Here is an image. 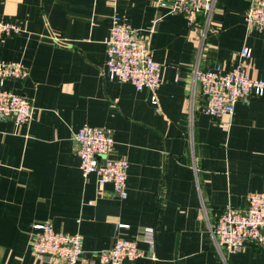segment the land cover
Returning <instances> with one entry per match:
<instances>
[{"label":"crops","instance_id":"0c3cea01","mask_svg":"<svg viewBox=\"0 0 264 264\" xmlns=\"http://www.w3.org/2000/svg\"><path fill=\"white\" fill-rule=\"evenodd\" d=\"M162 1L0 0V19L25 29L0 41V61L29 70L5 87L34 105L27 125L0 119V264H67L34 250V225L44 221L81 234L78 264H102L101 251L120 237L137 238L145 252L122 264H264L258 244L222 254L211 234L226 208L246 210L248 195L264 192V95L212 117L194 87L196 66L241 61L264 79V29L247 25L251 0H217L195 24ZM114 15L162 65L158 89L107 76ZM244 47L251 56H240ZM84 124L112 130L111 156L129 161L126 198L96 174L83 177L74 133ZM147 226L156 229V259L143 240Z\"/></svg>","mask_w":264,"mask_h":264},{"label":"built area","instance_id":"2783aa9c","mask_svg":"<svg viewBox=\"0 0 264 264\" xmlns=\"http://www.w3.org/2000/svg\"><path fill=\"white\" fill-rule=\"evenodd\" d=\"M217 0H166L161 5L182 12L190 24H195L200 14L210 17ZM247 25L264 29V0H251L245 15ZM23 27L0 19V41L5 37L20 34ZM107 45V76L118 82H130L138 90L145 87L153 90L163 84L162 65L151 53L148 42L138 37L136 30L118 15L113 16ZM252 54L244 47L241 57ZM29 70L21 61H0V119L12 117L17 125H27L34 115V105L28 97L8 90V79H25ZM199 82L206 98L203 111L212 117L232 115L239 99L250 95H264V79L252 76L241 61L231 69H194V87ZM157 100H154L156 103ZM228 126L229 122L222 123ZM78 144L80 169L83 177L97 175L99 185H113L114 192L126 198L129 161L111 156L114 150L112 130L106 127L84 124L74 133ZM248 208H226L211 226V234L219 251L231 254L253 242L264 249V192H251L247 197ZM93 203V201H90ZM37 232L32 238L34 250L41 255L64 259L67 264H78L82 254L80 233H65L55 230L53 223H36ZM127 227L126 224H119ZM143 240L149 246L151 257L157 258L156 229L147 226ZM138 239L120 237L112 248L101 251L102 264H122L125 260L144 256Z\"/></svg>","mask_w":264,"mask_h":264}]
</instances>
